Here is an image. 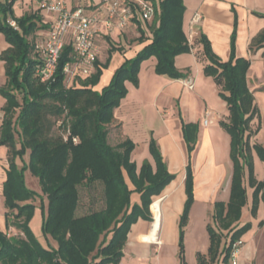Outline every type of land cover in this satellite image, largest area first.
<instances>
[{
  "label": "trees",
  "instance_id": "obj_1",
  "mask_svg": "<svg viewBox=\"0 0 264 264\" xmlns=\"http://www.w3.org/2000/svg\"><path fill=\"white\" fill-rule=\"evenodd\" d=\"M15 1L0 0V33L6 41L0 54L5 71V82L0 87L4 98L0 146L7 148L8 160L2 188L5 222L8 228L14 226L22 235L10 236L0 230V264H118L132 225L139 219L153 220L151 204L175 179V174L169 171L154 137L149 141L154 164L145 159L138 165L131 158L136 143L125 134L115 109L127 94L126 80L138 86L141 65L151 57L157 60L155 72L159 75L171 78L189 75L190 70L184 73L176 66V57L190 53L194 47L184 30L185 2L144 0L155 8L151 20L144 19L134 4L133 15L119 35L129 46L133 43L144 46L116 69L109 84L97 90L95 87L112 54L124 53L126 45L109 39L105 62L98 57L89 75L77 73L68 83L63 69L76 56L68 38L54 79L43 82L38 73L42 62L38 47L50 28L49 23L42 15V8L16 16ZM11 20L17 28L10 24ZM128 27L134 29L136 36L131 38L126 33ZM236 34L235 22L227 61L214 53L204 33L196 38L202 44L200 53L208 60L204 72L221 86L220 94L229 109L228 119L221 121V126L231 135L233 158L230 197L228 201L215 202L207 225L208 253L199 252L197 264H231L234 243L251 228V222H243L241 218L247 204L245 166H249L251 180H254L253 168L248 156L241 162L239 155L245 149L250 119L260 114L249 86L251 60L236 56ZM252 43L264 49V29ZM58 120H63L64 133L56 131ZM198 131V123L183 124L188 162L187 200L179 220L181 264H187L183 226L194 198L191 154ZM74 137H78V143H74ZM257 148L264 160L263 148ZM27 152L28 163L24 161ZM27 168L38 176L42 192L48 198V214L42 224L47 245L29 225L37 193L25 184ZM95 186L102 188L101 207H89L81 213V187ZM258 190L262 191L261 186ZM262 196L264 199V192Z\"/></svg>",
  "mask_w": 264,
  "mask_h": 264
},
{
  "label": "crops",
  "instance_id": "obj_2",
  "mask_svg": "<svg viewBox=\"0 0 264 264\" xmlns=\"http://www.w3.org/2000/svg\"><path fill=\"white\" fill-rule=\"evenodd\" d=\"M68 9L82 8L86 14L99 15L101 19L107 15V9L103 0H63ZM19 7L21 9L20 16L35 11L39 7L36 0H18ZM186 5V11L184 16V30L187 37L193 33L194 47L190 53L180 54L176 57V66L179 70L187 72L188 68L190 73L186 78H171L167 75H159L155 72V66L157 60L155 57H151L144 61L141 65L139 72V85L135 87L129 84L128 87L131 91L136 92L139 96L138 103L133 107H128L125 101H121L119 107L115 109V114L119 121L122 122L125 134L131 137L136 143V148L133 151L136 152L139 141L142 140L144 144L149 142V136L147 133V127L145 124V116L147 114L144 105L147 100H152V110L155 111V116L160 113L164 117L166 112L159 110V102L166 109L167 106L172 105L178 101L179 107L183 106L186 111L189 112L188 121L191 123H198L200 129H203V134L197 142L199 147L202 143H210V130L215 125L217 119L227 121V114H218L213 109L206 107L203 112L198 111V99L194 89L198 84L201 76V71L208 60L200 53L202 44L196 42V38L200 33H204L211 42L214 53L223 61H227L231 54V36L233 33L234 25H237V34L235 40V52L237 57H246L251 60V65L254 62L253 59L263 51V48H257L253 43V39L258 35L260 31L264 29V0H184ZM199 12L202 15V21L199 24L193 26L191 29V19L194 13ZM49 14V13H48ZM17 15V14H15ZM45 20L51 26L54 19H49L46 15V11L42 12ZM102 36L99 38L100 55L99 59L101 62H105L108 54L107 49L109 47V39L114 41H122L127 51L124 53L116 51L112 54L110 64L107 68L103 69L99 84L95 87L97 90H101L104 86L109 84L112 76L116 69L122 65V63L129 58H132L136 53L144 46L143 44L133 43L130 46L123 39V36L119 35L118 29L112 32H107L104 28ZM126 33L130 37L136 36L134 29L128 27ZM47 34V31L46 33ZM6 47L5 37L0 33V54ZM254 57V58H253ZM263 59L262 55L260 57ZM192 79L194 89H189L185 85V81ZM5 82V71L3 62L0 60V87ZM196 83V84H195ZM1 102V114L2 106L4 104V98L0 94ZM139 104V105H138ZM206 111L211 112L212 122L208 125H203L202 120L205 116ZM0 114V115H1ZM165 122V120H163ZM167 127H161L159 130H154L156 134L157 143L161 149L164 160L168 165V169L171 173H176L178 170L183 169L188 162V154L186 143L182 139V131L180 124L174 121ZM154 127V126H153ZM216 128V127H215ZM180 129V130H179ZM174 131V132H172ZM201 139V140H200ZM200 149V148H199ZM7 150V148H6ZM147 153L139 160H135L138 165H141L143 160L149 156L150 162L154 164V160L151 154ZM201 160L196 161L194 168L192 166L193 173L197 175L199 171L202 172L201 183L202 185L208 186L209 177L207 174L208 169L213 163V157H210L208 161L203 162ZM206 159V158H205ZM206 162V163H205ZM198 169V171H197ZM223 171H221L217 179L220 180L223 177ZM185 177L186 172L182 177V188L185 189ZM232 177V174H231ZM231 177L226 184L225 200L228 201L230 196ZM4 181V180H3ZM176 178L166 186L159 198H156L161 204V218H160V238L164 237V228L167 223V219L174 221L175 213L172 210V201L176 194L175 190ZM3 188V182H2ZM219 190V182L215 186H211V192L215 193ZM184 195V194H183ZM182 195V196H183ZM262 218L264 221V206L261 207ZM181 209V207H180ZM179 209V210H180ZM152 218L154 216L152 213ZM242 215V221L251 222V228L241 237L243 244L238 254L237 264H264V222L254 223L252 220H244ZM152 221L139 219L135 224L132 225L131 231L129 232V247H142L144 254H149V251L153 249L148 241L149 231L151 229ZM168 224V223H167Z\"/></svg>",
  "mask_w": 264,
  "mask_h": 264
},
{
  "label": "rangeland",
  "instance_id": "obj_3",
  "mask_svg": "<svg viewBox=\"0 0 264 264\" xmlns=\"http://www.w3.org/2000/svg\"><path fill=\"white\" fill-rule=\"evenodd\" d=\"M16 1L13 3V10L14 13L17 14L16 16H20L19 14L21 9L19 7V3ZM46 14L50 20L55 18L54 13L48 14L46 12ZM263 51H261L255 59H253L254 62L250 66L248 72L249 86L253 91L254 102L259 108L260 115H255L250 119L249 128L247 129L245 135V149L242 150L241 154L239 155L241 162H243L245 158L244 156H248L250 162L252 163V172L254 176V180H251L249 166L246 165L244 184L247 189V204L243 209V219L252 220L256 224H258L262 218L261 207L264 206V199L262 196L264 192V160L259 154V150L257 148V146H261L264 151V59L260 58ZM187 70L190 69L188 68ZM129 84L134 85L129 80H126L125 85L127 88V94L121 101H125V104L131 108L133 105H136L135 103H138L139 96L136 94V92L129 89ZM194 91L196 92V97L198 99L199 112H203L205 108L208 107L213 109L218 114H229L227 103L220 94L222 91L221 86L214 80L212 76L206 75L204 69L201 71L200 79ZM158 106L160 111H168L164 117L160 115V113L155 116L156 113L154 110H152V100H147L144 105V108L147 112L145 116L147 133L145 132V134L149 136V141L151 137L156 139V134H158V131L154 133L155 129L159 130L160 126L164 128L167 127L166 122L171 126V123L176 121L180 124L182 139L185 142L183 137V124L191 123L188 121L189 112L186 111L183 106L179 107L180 105L178 104V101H176L172 107L167 106L166 109L164 106H162L161 102H159ZM163 120H165V122ZM62 121L63 120H58L55 124L56 131L58 133H64ZM221 121V119H217L214 124L215 126L210 130L211 144L205 142L202 143L200 147L199 145H196L200 135L203 134L204 130L200 129L199 126L197 142L195 149L191 154L193 168L195 162L201 160L203 155V162L205 160L207 162L210 157H213V163L206 174L209 177L208 186L202 185L201 183V177L203 175L201 171H199L197 175L194 173V198L189 206L187 219L183 226L184 259L187 264H197L199 252L204 254L208 253L209 233L207 225L210 220V214L216 201L225 200L224 195L226 192V184L230 179L233 170L231 135L221 126ZM147 151L149 152L148 154H150L149 142L144 144L142 140H140L136 152L131 154V158L133 160L139 161L147 153ZM147 159L149 160V156ZM24 161L28 163L29 152L24 155ZM18 162L20 165L22 164L20 160H18ZM7 167V150L5 146H0V230L6 231L10 236H21L22 233L16 227L10 226L8 228L5 222L4 214L6 209L4 204V196L2 193V182L6 178L5 169ZM221 171H223L224 174L223 177L218 180L217 176ZM185 172L186 169L183 167V169L181 168V170L173 173L175 174L176 178V194L172 201V210L175 213V220L172 221L169 218L167 219L168 224L166 223V226L163 229L164 233L166 234L164 237H161L162 243L159 246L153 245V249L149 251V254H144L142 247H129V241L127 240L124 255L118 264H181L179 220L187 200V191L186 189L182 188V177ZM217 182H219V190H216V192L213 193L211 192V186H215ZM25 184L29 189H32L37 193L35 200H33L34 212L29 221L30 228L37 238L44 245H47L48 241L43 233L42 224L44 217H46L48 214V198L42 192L38 176L35 175L29 168L25 170ZM260 186L262 191L258 190V187ZM80 191L81 213L86 212L89 207H93L94 209L101 207L102 188L100 186H95L90 189L81 187ZM49 239L52 241L50 237Z\"/></svg>",
  "mask_w": 264,
  "mask_h": 264
},
{
  "label": "built area",
  "instance_id": "obj_4",
  "mask_svg": "<svg viewBox=\"0 0 264 264\" xmlns=\"http://www.w3.org/2000/svg\"><path fill=\"white\" fill-rule=\"evenodd\" d=\"M36 2L39 8L47 13L55 14L44 40L38 47L42 59L38 73L43 82L54 79L61 52L68 38L72 40L76 52L75 59L66 63L63 69L67 82H70L77 73L89 75L93 70L100 54L99 38L103 34V28L107 32L115 29L125 31L133 15L134 4L138 5L144 19L151 20L155 14L154 6L144 0H103L107 9V15L103 19L99 15L86 14L82 8L68 9L61 0H36ZM202 18L201 13H194L190 22L192 30L194 25L202 21ZM10 24L17 28L15 21L11 20ZM188 39L192 42L193 33L188 36ZM185 85L192 89L193 80L188 79ZM211 122V112L206 111L202 124L206 126ZM73 141L78 143V137H74ZM242 244V239L234 243L231 264L238 263Z\"/></svg>",
  "mask_w": 264,
  "mask_h": 264
},
{
  "label": "bare ground",
  "instance_id": "obj_5",
  "mask_svg": "<svg viewBox=\"0 0 264 264\" xmlns=\"http://www.w3.org/2000/svg\"><path fill=\"white\" fill-rule=\"evenodd\" d=\"M158 198V197H157ZM151 212L154 216V221L152 222L151 229L148 235V241L151 245H160L162 243L159 231H160V218H161V204L156 198L151 204Z\"/></svg>",
  "mask_w": 264,
  "mask_h": 264
}]
</instances>
